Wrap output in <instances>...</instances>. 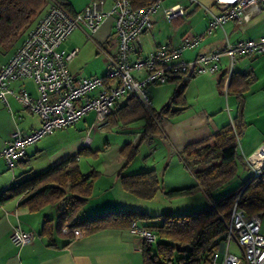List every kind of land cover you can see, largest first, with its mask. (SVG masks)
<instances>
[{"label": "built area", "instance_id": "obj_1", "mask_svg": "<svg viewBox=\"0 0 264 264\" xmlns=\"http://www.w3.org/2000/svg\"><path fill=\"white\" fill-rule=\"evenodd\" d=\"M166 0H150L146 5L133 7L130 0H90L82 9L70 12L59 0H51L42 17L30 27L20 45L0 64V102L8 106V95H14L39 117L38 126L29 132L16 128L0 150V161L12 168L23 158L28 145L57 128L76 123L93 111L94 127H102L120 100L133 97L147 111L152 110L151 85L166 84L178 78L215 75L221 70V58L229 59L230 73L242 55L264 53V37L226 41L214 51L184 60L185 49L196 46L200 34L183 36L177 46H158L147 52L140 43L141 36L153 26V15L160 10L166 21L181 19L187 6L181 0L165 4ZM193 1V0H188ZM217 12H210L205 35L223 26L228 20L246 21L250 12L264 7V0H214ZM114 27L115 51L105 56L108 66L102 75H79L69 69V62L79 48L62 47V43L76 29L83 28L92 35L104 20ZM101 48V47H100ZM31 79L37 95L33 96L24 84L14 90L12 85ZM90 138L85 137L88 146ZM253 170L252 179L259 178L264 168V143L247 156ZM225 239L212 256L211 264H264V233L261 232L259 212L247 213L235 201L226 224ZM130 231L144 242L152 243L156 236L137 219L131 221ZM35 234L15 228L10 236L18 246L28 244ZM235 241L240 253L230 251ZM218 251L222 252L221 259Z\"/></svg>", "mask_w": 264, "mask_h": 264}, {"label": "crops", "instance_id": "obj_2", "mask_svg": "<svg viewBox=\"0 0 264 264\" xmlns=\"http://www.w3.org/2000/svg\"><path fill=\"white\" fill-rule=\"evenodd\" d=\"M181 1L187 6V12L183 18L175 20L178 22L179 26H174L171 29V32H169V35H167L166 39L163 41L156 38L157 35L154 34L156 38H154L155 43L149 50L158 46H177L180 44L183 36L203 34L201 40L196 46L185 49L182 53V58L184 60H192L198 54L208 53L221 48L226 41L236 42L243 39H259L264 37V7H260L259 10L250 12V16L246 21L228 20L223 26L216 28L211 34L205 35L204 31L210 18L209 11L214 13L217 12L214 0H193L191 2L188 0ZM172 2H174V0H166L164 3L169 4ZM200 5L204 6V11L201 14L198 11ZM42 15H40L38 20ZM159 17L164 19L161 16V13ZM111 26V20L106 19L103 21L97 32L92 35H87L83 28L76 29L86 37L90 38L97 47H101L100 49L104 53L103 50L105 49L101 44H110L111 47L113 46V48H115V40H110ZM148 32L149 30L141 36L140 46L142 50L144 45L143 37H146ZM74 46L78 47V45ZM243 56L245 55L239 57L242 58ZM258 59L259 62L254 65V68H256L257 71H251L248 73L244 71H234L232 69V72L230 73L229 59L226 56H222L221 70L216 75L204 74L200 76H192L193 80L191 82L190 78L192 77L178 78L173 81L177 86L183 81H185V86L192 83V86H196V100H201L203 102L195 105L190 113L181 118H165L158 124L160 133H154V136L158 135L163 140L171 159L174 157V153H177L179 154L180 160H182L180 152L187 144L206 138L225 124H234L239 99L235 95L229 94L228 88L233 74L235 72H242L246 74V79L249 81V84L244 93L243 121L245 125L237 138V141L241 138V151H238V154L243 160V163L240 165L250 168L247 162V156L264 143V125H255L256 135L254 139L250 140V144H246L247 142H245L244 139V135L248 128L247 125L249 123L248 113L254 111L253 109L255 107L253 104V96L250 98L252 104H249L247 93L252 86L254 87L259 83L264 85V68H262L261 71L258 70L259 68L264 67V59ZM222 77L221 91L218 81ZM16 84L17 82L12 85L14 90L19 87V85ZM207 89H209L211 93L205 92ZM256 89L258 88H255V90ZM257 92H259V97H262L261 100H264V86L258 89L255 94ZM183 96L185 104L189 105L190 98L188 97L186 90L184 91ZM215 96L220 98L217 100L218 103L216 106L205 108L203 103L207 99L208 101L213 100ZM11 100L14 105L11 104ZM125 101L126 99H122L119 104H124ZM209 103H211V101ZM8 104L6 110L3 108L6 107V105L0 102V113L5 117H10V112L12 114L19 113L18 118L22 120V122L17 123L16 127L12 128L5 137H0V150L4 147L5 141L9 138L10 133L13 130L19 128L23 132H29L39 124V122L35 121L31 116L35 114L31 113L26 107V104L16 96L8 95ZM94 118L95 114L92 124ZM108 122L109 117L107 124ZM18 124H20V126H18ZM127 126H130V124ZM143 126L144 123H141V125H137L136 128H134L136 136L130 141L132 145L138 146V151L144 141L152 139L151 135H143ZM84 139L85 138H78L74 141H66L54 146H50L44 141L42 142L41 139L38 140L35 144L33 143L26 148L25 155L16 163L15 166L20 168L18 173H14L13 171L9 173L8 168H5L2 161H0V193L27 175L44 170L49 166L56 165L70 156H76L80 166L79 150L83 147L90 148L91 143L90 141L89 145L85 146ZM97 158H99L98 154ZM144 161L146 162V160ZM124 162L125 157L120 152L117 155L108 157V159L106 158L104 162L105 170H98L99 175L97 180H94L93 182L90 197L75 214L77 219L98 214L106 210L121 208L140 210L148 215H158L163 213L154 209L151 200L137 198L122 189L118 177V171ZM171 162L172 160L161 167L162 163L160 164L158 160L153 157L152 162L149 163L147 161V163H144L143 165L145 166V169H155L158 176L160 173H163V170H165V184H163V189L161 190L164 194L171 189L196 185L197 181L194 176H192L189 182H169L170 180H167L166 177V170ZM38 165L42 167H37ZM122 173L127 172L123 170ZM250 177L251 176H248L245 180ZM236 184H238V182L234 181V185H229L222 192H214L213 196L217 198L226 194L240 185ZM197 191L201 193L199 199H201L204 204H207L209 197L201 189ZM21 200L20 196L14 197L0 205V264H144L143 241L139 236L132 233L129 228H105L94 233H86L80 228H75L73 229L74 237L69 240L68 236L65 234V232H67V225H65L62 228L61 233H54L53 243L51 244L46 236L40 234L42 224L45 219H52L56 222L59 213L68 210L67 202L53 204L55 207L49 210H46V208L52 206V204L46 205L37 211H30L28 207L20 205ZM137 220L141 223L139 219ZM15 228L32 231L35 236L28 244L21 246L15 245L10 239L11 233Z\"/></svg>", "mask_w": 264, "mask_h": 264}, {"label": "trees", "instance_id": "obj_3", "mask_svg": "<svg viewBox=\"0 0 264 264\" xmlns=\"http://www.w3.org/2000/svg\"><path fill=\"white\" fill-rule=\"evenodd\" d=\"M59 1L70 12L76 10L71 3ZM149 1L130 0V3L133 7H141ZM45 3L46 0H0V44L11 42L21 31L33 26ZM222 81L223 77L218 81L221 91ZM248 84L246 74H233L228 93L239 99L234 124L221 126L206 138L187 144L180 152L197 183L190 187L168 190L165 194L172 198L201 189L209 197V201L194 211L148 215L140 210L121 208L77 219L75 214L90 197L99 171L82 172L76 156H70L56 165L29 174L6 188L0 193V205L19 196L22 199L20 205L28 207L30 211H37L49 204L67 202L68 210L60 212L56 222L45 219L42 224L40 234L46 236L51 244L54 233H61L65 225V234L71 240L75 228L94 233L105 228H129L132 220L139 219L142 226L152 230L157 236L155 248L153 242L143 243L144 264H211L212 256L220 242L225 239L226 224L234 202L249 214L264 210V168L259 178L250 177L226 194L217 198L213 196L215 191L237 175L239 165L243 163L238 154L237 138L245 125L243 106ZM185 87L183 81L159 111L152 109L149 112L133 97L126 98L124 104L116 106L109 115L108 124L103 127L110 128L119 122L128 125L143 121V135L160 133L158 124L164 117L176 111L171 109L172 104H185ZM88 151L89 148L83 147L79 154ZM137 151L138 146L130 142L121 147L120 153L125 157V162L118 171V177L124 191L137 198L149 200L163 189L156 170L149 168L135 173H122ZM152 219L158 221L151 224ZM177 244L189 245L190 252H179L175 256Z\"/></svg>", "mask_w": 264, "mask_h": 264}, {"label": "rangeland", "instance_id": "obj_4", "mask_svg": "<svg viewBox=\"0 0 264 264\" xmlns=\"http://www.w3.org/2000/svg\"><path fill=\"white\" fill-rule=\"evenodd\" d=\"M72 4L74 9L80 10L82 9L90 0H64ZM51 0H46L45 5L39 11V16L42 15L48 6L50 5ZM212 7V5H211ZM199 13L201 14L204 11V6L200 5L198 8ZM160 16V10H158L153 15V26L149 30L146 37H143L144 45L143 50L148 51L154 45V38H158L160 41L166 39L169 32L174 26H179L178 22L174 21H166ZM37 18V20H38ZM181 26V25H180ZM184 26V25H183ZM151 31V32H150ZM27 31L23 30L21 33L15 37L11 42L7 44H0V64L4 63L7 58L14 52L16 47L22 41L25 33ZM155 34V35H154ZM110 40H115L114 35V27H110ZM155 38V39H156ZM74 45H78L79 51L77 55L69 62V68L74 74H81V75H90V74H98L102 75L108 66V60L102 50L94 44V42L82 34L78 29L74 30L66 40L62 43V47L65 49H70ZM101 46L107 51H115L113 46L111 47L110 44H101ZM114 49V50H113ZM258 58L261 60L264 59V53H256L254 56L245 55L242 58H237V62L233 67L234 71H244L250 73L251 71H257L254 68V65L259 62ZM256 67V66H255ZM262 68L258 70L261 71ZM216 75V74H215ZM193 80V77L190 78V82ZM18 85L25 84L26 88L33 94L36 95L37 91L35 85L31 79H25L17 82ZM16 84V85H17ZM261 83L252 86L250 91L247 93L249 104L251 96H253L254 100V111H249L248 118L249 123L247 125L246 134L244 135L246 144H250V140L254 139L256 135V127L255 125H264V100H261L262 97H259V92L255 94L258 89L262 88ZM196 86H192V83L188 84L185 87L186 93L189 99V105L186 104H172L171 109L176 110L174 113L164 117L163 119H171V118H181L186 114L190 113L193 110L195 105L202 103L203 101L196 100ZM177 88V84L174 82L166 83V84H156L150 86V91L152 92V109L155 111H159L161 107L169 101L172 97L175 89ZM255 88H258L255 90ZM184 90V91H185ZM207 93H211L209 89L205 90ZM262 93V92H261ZM211 95V94H210ZM209 95V96H210ZM212 96V95H211ZM216 99V100H215ZM220 98L216 97L213 100L208 101V99L203 103V106L206 108L214 107L218 103L217 100ZM11 104H13L11 100ZM253 105V106H254ZM3 107V106H2ZM7 110V106L3 107ZM9 113V112H8ZM19 113L12 114L10 112V117H5L3 114L0 113V137H5L6 134L12 129L15 128L17 123L22 122L18 118ZM29 114V113H28ZM35 121H40L39 117L36 115H31ZM94 117V112L90 111L88 114L82 116L76 123L55 129L53 132L42 136L40 139L43 142L48 143L50 146L58 145L59 143H64L66 141H74L78 138H85L86 136L90 138V151L82 152L79 154L80 158V169L84 173L91 172L93 170H105L104 162L106 158L117 155L121 147L124 146L126 143L133 140L136 136V128L137 125H141V121L133 122L130 126L123 125L121 122L113 125L112 127H94L92 124V120ZM162 119V120H163ZM20 120V121H19ZM12 124V125H11ZM129 125V124H128ZM258 125V126H259ZM20 126V124H18ZM144 128V126H143ZM141 128V129H143ZM142 131V130H141ZM152 136V139L144 141V143L140 146L138 154L130 161V163L124 168V171L127 173H135L139 171H144L145 166L144 163L147 161L150 163L153 160V157L158 160L161 164V167L164 166L166 163H169L171 160V164L169 167L167 166L166 170V177L169 182L172 183H180V181L189 182L192 178V171L190 167H187L182 160H180L179 154L174 153V157L171 159L170 155L168 154L167 149L165 148L163 140L157 135L154 136L153 134H148ZM243 136V135H242ZM241 136V137H242ZM39 139V140H40ZM243 139V140H244ZM35 144V143H34ZM238 144V151H241V138L237 141ZM30 146V145H28ZM27 146V147H28ZM26 147V148H27ZM92 151V152H91ZM115 153V154H114ZM99 158H97V155ZM170 158V160H169ZM146 160V162L144 161ZM183 162V163H182ZM36 164V163H35ZM42 167V166H37ZM18 173L20 168L18 166H14L8 169V172ZM164 172L160 173L159 177L161 180V184L164 183ZM253 170L247 167H243L239 165V169L237 175L228 182L224 187L218 189L215 192H222L227 188L229 185H234V181L238 182V184L242 183L248 176L252 177ZM98 176L95 178L97 180ZM236 184V185H238ZM201 193L198 191H194L188 195H182L177 197H168L164 194L161 190L157 192V194L152 198L151 204L153 205L156 211L160 212H167L170 211L171 213H187L190 211H194L202 206H204V202L199 199ZM202 196V195H201ZM55 205L49 206L46 210L54 208ZM261 216V232L264 233V210L260 211ZM161 214V213H160ZM158 220H151V224H155ZM157 241V236L155 241L153 242V248H155ZM230 251L240 253V250L235 241L230 242ZM179 252H175V256H177ZM222 252L218 251V258L221 259Z\"/></svg>", "mask_w": 264, "mask_h": 264}, {"label": "water", "instance_id": "obj_5", "mask_svg": "<svg viewBox=\"0 0 264 264\" xmlns=\"http://www.w3.org/2000/svg\"><path fill=\"white\" fill-rule=\"evenodd\" d=\"M176 250L178 252H190L191 247L189 245H187V244H183V245L177 244L176 245Z\"/></svg>", "mask_w": 264, "mask_h": 264}]
</instances>
